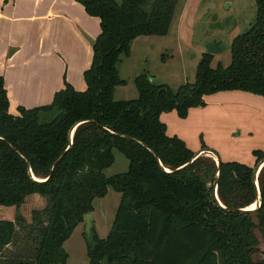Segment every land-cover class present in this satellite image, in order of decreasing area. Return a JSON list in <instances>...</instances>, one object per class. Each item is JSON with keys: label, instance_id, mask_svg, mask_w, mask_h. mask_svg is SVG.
<instances>
[{"label": "trees", "instance_id": "obj_1", "mask_svg": "<svg viewBox=\"0 0 264 264\" xmlns=\"http://www.w3.org/2000/svg\"><path fill=\"white\" fill-rule=\"evenodd\" d=\"M79 1L101 25L85 89L65 80L51 102L13 113L0 74V204L16 207L13 219L0 218V264H73L64 242L109 186L121 198L106 236L94 225L90 235L84 231L89 264H264L254 258L257 231L264 237V164L259 189L254 170L264 150H252L253 165L218 163L206 152L195 156L161 119L173 109L186 117L219 90L264 95V0H255L254 23L233 37L229 65L212 66L214 53L204 51L194 81L174 89L140 73L137 96L129 99L115 97L127 82L118 62L138 36L167 34L181 0ZM115 149L129 159L128 169L108 175ZM34 193L45 202L26 217L21 206ZM259 194V206L241 210Z\"/></svg>", "mask_w": 264, "mask_h": 264}, {"label": "crops", "instance_id": "obj_2", "mask_svg": "<svg viewBox=\"0 0 264 264\" xmlns=\"http://www.w3.org/2000/svg\"><path fill=\"white\" fill-rule=\"evenodd\" d=\"M187 1L178 17V35L190 22L185 17L190 9ZM100 31L99 16L89 14L79 0H0V74L5 78L9 110L19 113L20 105L51 102L65 80L85 89L84 71L92 62L93 42ZM204 97L206 105L191 107L186 117L175 109L161 113L167 131L184 138L193 150L202 151V137L220 158L233 159L237 148L219 143L212 132L230 140L240 127L241 135L256 136L257 141L264 136V95L232 89ZM253 145L246 149L249 153L260 146ZM247 161L253 165L255 156Z\"/></svg>", "mask_w": 264, "mask_h": 264}, {"label": "rangeland", "instance_id": "obj_3", "mask_svg": "<svg viewBox=\"0 0 264 264\" xmlns=\"http://www.w3.org/2000/svg\"><path fill=\"white\" fill-rule=\"evenodd\" d=\"M186 1L179 2L167 34L138 36L132 42L130 55L121 57L118 62V70L127 82L117 87L115 92L117 99H129L137 96L134 78L140 73L146 72L155 82L167 83L174 89L186 81H194L202 53L207 50V44L214 38L222 40V49L214 53L212 66H217L219 63L227 66L231 63L230 45L232 39L254 23L257 14L256 1L188 0L187 4L190 9L185 11V17L189 18L190 22H188V27L186 26L178 35V17L182 13ZM235 107L233 106L234 109ZM229 108L231 109V105ZM234 132L230 140L226 135H218L217 132H212V137L219 143L221 141L226 147L237 148L235 149V152H238L237 157L233 159L238 158L244 162H248L247 160L250 159L252 162L254 155L252 149L250 153L246 149L253 144H258L260 145L258 148L264 149V136L261 134L260 137H262L257 141L256 136L241 135L240 127H236ZM114 151L115 161L105 169L108 175L128 169L129 159L127 156L119 149ZM215 152L217 151L215 150ZM211 155L215 157L214 154ZM120 198L121 192L112 186H109L108 192L104 196L95 197L92 211L93 224L100 237L108 234ZM44 202V196L39 193L31 194L27 197V202L21 206V211L26 217H31L33 207L43 206ZM15 213V205L0 204V218L13 219ZM84 231H86V221L83 224L79 223L64 242V247L69 253L70 263L89 264ZM257 233L261 237V243L260 251L254 254V258L264 259V237L260 231ZM24 234L22 232V235ZM8 247L11 251L18 250L19 241L16 244H9Z\"/></svg>", "mask_w": 264, "mask_h": 264}, {"label": "water", "instance_id": "obj_4", "mask_svg": "<svg viewBox=\"0 0 264 264\" xmlns=\"http://www.w3.org/2000/svg\"><path fill=\"white\" fill-rule=\"evenodd\" d=\"M222 49V40H219L217 38H214L212 39L208 44H207V50L206 51H209V52H212V53H215L219 50ZM72 134H73V131H72ZM71 134V135H72ZM202 152H206L208 154H214L216 159H217V162L219 163L220 162V157L219 155L217 154V152H215V150H212V149H203L202 151H199L196 153L195 156H197L198 154L202 153ZM264 164V159H262L256 166H255V170H254V180L256 182V185L259 189V184H258V175H259V172L261 170V167L263 166ZM259 191V190H258ZM214 193H215V196L216 198L218 199V201L220 202L221 205H223V203L221 202V200L219 199V196H218V192H217V179L215 180V183H214ZM261 203V200H260V194L258 195V198L256 199L255 201V204L256 206H259ZM224 206V205H223ZM255 206V207H256ZM254 207V208H255ZM254 208H244V209H241V210H247V209H254ZM93 213L92 212H89L85 215V221H86V232L88 235H90L92 233V227H93Z\"/></svg>", "mask_w": 264, "mask_h": 264}, {"label": "bare ground", "instance_id": "obj_5", "mask_svg": "<svg viewBox=\"0 0 264 264\" xmlns=\"http://www.w3.org/2000/svg\"><path fill=\"white\" fill-rule=\"evenodd\" d=\"M256 206L255 203H253L252 205H250L248 208H254Z\"/></svg>", "mask_w": 264, "mask_h": 264}]
</instances>
